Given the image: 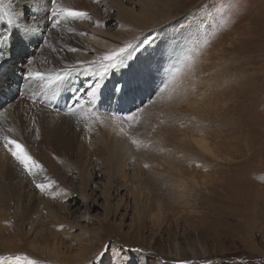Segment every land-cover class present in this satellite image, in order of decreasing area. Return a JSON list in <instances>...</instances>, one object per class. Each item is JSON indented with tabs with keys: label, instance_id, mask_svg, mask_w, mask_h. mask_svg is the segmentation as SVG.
Returning <instances> with one entry per match:
<instances>
[{
	"label": "rangeland",
	"instance_id": "374dc122",
	"mask_svg": "<svg viewBox=\"0 0 264 264\" xmlns=\"http://www.w3.org/2000/svg\"><path fill=\"white\" fill-rule=\"evenodd\" d=\"M9 1L0 9L22 27L4 30L0 109L10 96L28 99L27 72H38L51 37L79 36L75 54L95 63L63 68V102L87 105L78 90L99 81L92 105L116 100L122 124L108 114L104 133L91 128L86 172L68 169L62 194L35 186L53 182L49 167L29 176L19 164L1 185L0 264H100L106 245L102 264H119L122 245L142 250L133 264H264V0H84L75 9L88 16L62 22L65 32L52 27L48 0L11 10ZM128 43L138 45L129 67L101 79L103 56ZM47 203L67 211L58 220Z\"/></svg>",
	"mask_w": 264,
	"mask_h": 264
},
{
	"label": "bare ground",
	"instance_id": "6f19581e",
	"mask_svg": "<svg viewBox=\"0 0 264 264\" xmlns=\"http://www.w3.org/2000/svg\"><path fill=\"white\" fill-rule=\"evenodd\" d=\"M83 1L84 0H58L61 7L75 8L78 5V9ZM17 3V0H10V10L15 9ZM7 19L8 17H5L3 20H0V24H2V27L0 26V33L4 35H7L5 29L6 26L9 25ZM18 21L21 20L19 19ZM72 21L73 20H70L68 22ZM16 24L19 25V22ZM58 28L61 32L67 30L63 26H58ZM8 33L10 34V32ZM10 44L11 42H8V46L4 50L7 55ZM50 44L53 50L43 58L41 64L35 71L43 75H48L49 72H51V77L47 78V76H44L43 79H36L33 87L31 84V89L27 91L28 99L23 98L21 95H17L16 98L10 96L9 100L6 101L7 103L0 109V130H2L0 131V199L3 197L4 192L1 185L6 186L7 184H11L12 176L16 174L19 168V163L15 161L4 148V141L2 139L4 135H9L11 138L18 139L19 142L26 146L30 155L43 165V168L49 167L52 171L53 182L49 184L50 186L45 185L46 182L42 181L40 178V183L47 187L43 193L50 192L57 195L65 192L64 187L66 185L62 181L65 177L67 178L65 173L68 169H73L70 175L74 178V175L78 176L77 171L84 172L85 168L88 166L82 159L83 155L88 151L82 152L81 150L91 146V141H89L92 138L91 128H96L98 131L104 133L108 114H110L112 118L111 122L118 121L115 115L112 116L115 106L118 107L119 105L116 100L111 101V104L115 105L111 108L99 102L96 103L97 105L100 104L99 108H95L92 104H87L84 105L83 110L80 109L79 105L75 104V115H69V111L66 113L63 112L65 111L64 105L66 108L74 106L63 102V97L67 96V91L71 87V80L64 78L57 81L56 75L58 74L60 76L63 68H65L67 64L68 66L73 65L77 71L79 63L82 62V60L78 57V54L69 51V49H77L78 46H80V39L79 36L74 38L60 37L59 39H53V37H51ZM52 85L54 86V90L50 94L45 88H50ZM52 95H58L61 99L51 100L50 97ZM102 95L103 89H100L98 98L95 101H98ZM82 100L85 102L88 100V97L85 99L82 98ZM74 101L76 102L75 99ZM47 103L51 105V107H48ZM32 106H34L35 109H33ZM96 116H99V120L96 119ZM119 123L122 124V122ZM119 123L118 125H120ZM9 129H11V132L8 131ZM129 133L132 134L130 131ZM122 165H124V162L121 166ZM50 170L47 171L50 172ZM60 171H64L63 177L61 178H59L62 173ZM43 178L42 175V179ZM65 181L66 179L64 182ZM52 187H54V189ZM61 198L64 199L63 195ZM0 206H2L4 210H8L9 208L6 202L3 204L0 202ZM45 207L48 209L49 213L58 220L62 215L57 211H67L63 203L59 204L58 207L47 203ZM22 214H24V216L28 214L27 209H25L21 215ZM24 219L25 218L21 216L19 220L24 222ZM142 256L143 255H140L141 258Z\"/></svg>",
	"mask_w": 264,
	"mask_h": 264
},
{
	"label": "snow or ice",
	"instance_id": "6c2138e0",
	"mask_svg": "<svg viewBox=\"0 0 264 264\" xmlns=\"http://www.w3.org/2000/svg\"><path fill=\"white\" fill-rule=\"evenodd\" d=\"M48 3L51 5L49 8V15L53 20L52 27L56 28L59 26L62 22L67 24L70 20H78L81 18H85L88 16L87 12L71 8V7H61L58 5V0H48ZM3 10L0 9V13H2ZM8 19L7 23L10 26L13 27H22L20 25H17L15 23V19L13 18V15L9 12L7 13ZM5 18L4 14H0V20H3ZM24 27V32L30 33V28L27 26ZM83 34V33H82ZM9 37L7 35H4L0 33V64L3 63L5 56L7 53H5V48H7V41ZM140 43H144L143 41H140ZM138 45H133L131 43L125 44L122 47H119L115 51L109 52L106 55L103 56V64L101 65L103 68V73L101 74V79H103V76L106 75L110 70L118 69L121 67H129L128 64H126V61L130 56H132V53L136 51ZM69 51L76 52L78 49L76 48H70ZM31 59H28L27 64H31ZM81 63H88L93 64L95 61H88V62H81ZM72 71H75V69H72ZM26 78L28 79H43L44 76L42 73L39 72H31L28 71ZM62 77L58 74L56 75V80H61ZM101 84L99 81H96L94 84L89 85L87 90H78V91H85V94L88 97V100L85 101L86 104L91 105L94 103V101L98 98V93L100 92ZM76 105H79L80 109H84V104H81L80 99L76 98ZM69 115H75L76 114V107L75 105L69 109ZM96 119L99 120V116H96ZM127 121L132 122L137 119L135 114H129L126 118ZM2 131V130H0ZM11 132V129L8 130ZM4 141V148L10 153L11 157L17 161L22 167L23 170H25L29 176L35 175L33 173V169H39L43 171V165L40 164L36 159H34L29 151L27 150L26 146L19 142L18 139L11 138L9 135H4L2 137ZM133 143L135 144L136 141L133 140ZM36 188L43 191L45 189V185L41 183H37ZM50 186V185H49ZM110 249V245L104 246L100 252L98 253L97 260L100 261V264L103 262V258L106 255L107 251ZM138 254L142 255V250L138 248H131L126 246H120L119 248V254H118V260L119 264H133L134 259L137 257H134L131 254ZM30 264H35V262H30ZM93 264H96L94 261Z\"/></svg>",
	"mask_w": 264,
	"mask_h": 264
},
{
	"label": "clouds",
	"instance_id": "9594fccd",
	"mask_svg": "<svg viewBox=\"0 0 264 264\" xmlns=\"http://www.w3.org/2000/svg\"><path fill=\"white\" fill-rule=\"evenodd\" d=\"M16 79H17V81H16V83H19V81H20V77L19 76H16ZM6 80V79H5ZM13 93L16 95L17 94V90H14L13 91ZM2 101H6V99L5 98H3V100Z\"/></svg>",
	"mask_w": 264,
	"mask_h": 264
}]
</instances>
